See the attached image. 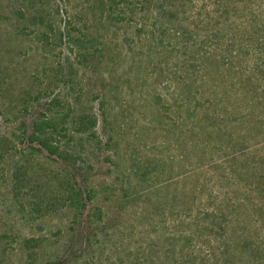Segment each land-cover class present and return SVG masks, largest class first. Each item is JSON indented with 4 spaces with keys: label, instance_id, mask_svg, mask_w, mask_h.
Masks as SVG:
<instances>
[{
    "label": "trees",
    "instance_id": "trees-1",
    "mask_svg": "<svg viewBox=\"0 0 264 264\" xmlns=\"http://www.w3.org/2000/svg\"><path fill=\"white\" fill-rule=\"evenodd\" d=\"M2 1L0 264H264V0ZM113 108L179 164L118 167Z\"/></svg>",
    "mask_w": 264,
    "mask_h": 264
},
{
    "label": "rangeland",
    "instance_id": "rangeland-1",
    "mask_svg": "<svg viewBox=\"0 0 264 264\" xmlns=\"http://www.w3.org/2000/svg\"><path fill=\"white\" fill-rule=\"evenodd\" d=\"M2 3L3 1L0 0ZM10 30V29H9ZM7 27L0 24V37L7 34ZM11 58V57H10ZM36 57H33V60L26 61L28 63V66L26 64V71L25 73L28 74L32 71V67L34 65L39 63V59L36 60ZM42 60V59H41ZM41 69V68H40ZM18 71V72H17ZM23 69H20V66H11L9 68L8 74H11V90L13 87L16 89L23 84L25 80L22 77L19 84L17 83V80L21 78ZM30 74V73H29ZM27 77V75H26ZM14 91V90H13ZM11 92V91H10ZM116 104V103H115ZM112 117H111V126L113 127L112 130L114 133L117 134L115 136V140L117 142V147L115 149V155L113 157V161L118 162V167H120L124 172H126L127 168H129L132 164V162L129 160V158H141V161L146 162L144 163L148 167H153L155 162L159 160V165L162 167L163 164H170L177 166L179 164V159L176 157L174 160L175 162H169V155L176 153L173 149H169L167 147V133L164 130H161L158 126L151 125L150 127H143L140 122L142 120H138V122H135V114L125 115L124 112L120 113L117 108H113L111 111ZM178 153V152H177ZM171 160V159H170ZM42 163L47 166V168L56 170L57 165L53 162H44V159H41ZM104 162L101 163L100 169H98V173H96L93 176V180L98 186L97 188L102 187L103 180L104 181H110L111 178H109L110 174L106 173V168L108 165V162L103 159ZM49 164V165H47ZM134 164V163H133ZM141 164V165H144ZM48 169V170H49ZM162 176L161 178H163ZM136 179L132 180V184L135 183ZM2 190H5L3 188ZM1 194V193H0ZM3 197V196H2ZM0 197V199L2 198ZM4 199L8 198V195L4 193ZM6 202V201H5ZM117 210H113L112 216L115 218L117 213ZM50 220L47 218L39 219L36 224L40 226H48Z\"/></svg>",
    "mask_w": 264,
    "mask_h": 264
}]
</instances>
